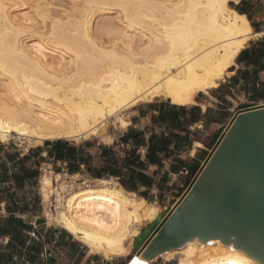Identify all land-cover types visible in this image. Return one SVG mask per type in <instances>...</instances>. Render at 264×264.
Here are the masks:
<instances>
[{
	"label": "bare ground",
	"instance_id": "6f19581e",
	"mask_svg": "<svg viewBox=\"0 0 264 264\" xmlns=\"http://www.w3.org/2000/svg\"><path fill=\"white\" fill-rule=\"evenodd\" d=\"M230 1L0 0V141L110 142V124L126 128L123 115L135 105L195 103L219 86L256 35ZM195 148L205 146L197 141ZM55 177L65 189L61 173L40 177L45 216L90 254L129 256L125 264H259L219 239H194L153 260L132 254L141 228L163 211L159 205L114 179L84 178L57 193L52 212Z\"/></svg>",
	"mask_w": 264,
	"mask_h": 264
},
{
	"label": "crops",
	"instance_id": "0c3cea01",
	"mask_svg": "<svg viewBox=\"0 0 264 264\" xmlns=\"http://www.w3.org/2000/svg\"><path fill=\"white\" fill-rule=\"evenodd\" d=\"M230 5L249 18L256 35L237 55L219 86L199 93L195 103L178 105L156 99L135 105L127 112L129 125L113 130L110 142L98 137L60 139L28 151L0 143V229L15 231L16 227L25 237L20 246L11 235H0V253L11 255L12 264H39L41 255L47 264L46 250L55 264L62 263L58 253L63 264H95L94 254L84 244L49 224L36 210L41 199L36 186L39 169L114 179L127 191L158 203L169 193L173 196L181 180L185 183L191 177L188 174L200 149L195 148L197 141L204 142L225 128L241 105L264 103V0H231Z\"/></svg>",
	"mask_w": 264,
	"mask_h": 264
},
{
	"label": "water",
	"instance_id": "95a60500",
	"mask_svg": "<svg viewBox=\"0 0 264 264\" xmlns=\"http://www.w3.org/2000/svg\"><path fill=\"white\" fill-rule=\"evenodd\" d=\"M196 160L202 165L188 189L143 227L132 254L153 260L194 239H219L264 264V103L241 105ZM46 258L55 264L48 250Z\"/></svg>",
	"mask_w": 264,
	"mask_h": 264
},
{
	"label": "rangeland",
	"instance_id": "374dc122",
	"mask_svg": "<svg viewBox=\"0 0 264 264\" xmlns=\"http://www.w3.org/2000/svg\"><path fill=\"white\" fill-rule=\"evenodd\" d=\"M158 99H163V100H167L165 98H158ZM168 101V100H167ZM127 112L128 110L124 113V118L125 119H128V115H127ZM110 126L112 127V131L113 130H117L118 128H114L113 127V123L110 124ZM225 128H223L222 130H224ZM112 131H110V133H112ZM214 135H211L209 137L206 138V140L203 142L204 146L205 144H207L210 139L213 137ZM70 141H74V140H70ZM1 143V141H0ZM3 143V142H2ZM5 144L9 145V146H13V147H16V148H20L22 151H28L29 148L31 147H28L26 143H22L20 141H17V140H10L9 142H6ZM197 153H198V150H197ZM195 161V160H194ZM193 165V170L190 171V173L188 175H191L190 178L187 179V181L184 183L183 180H181V182H183L182 186H179V185H176V188H178V191L176 192H185L188 187L190 186V184L192 183V181L194 180L199 168L201 167L202 163H197L196 161L192 164ZM41 173H42V170L39 169V173H38V184H36V186L41 187V184H40V176H41ZM40 191V190H38ZM41 193V192H40ZM41 197L40 199V202L39 204L36 205V210L37 211H40V216L41 217H46L45 214H44V204H43V198H42V195L40 194L39 195ZM173 198L172 194L169 193V195H167L165 198L161 199V201H158V205L159 207L163 210L165 207L169 206L170 203H171V199ZM45 219V218H44ZM49 221V220H48ZM49 224L51 222H48ZM52 224V223H51ZM143 229V227L141 228V230ZM83 246V245H82ZM84 250H85V253L87 254V251H86V248L83 246ZM58 257V260L62 261L61 264H63L65 262V260L63 259L62 255L61 254H57L56 255ZM128 257H118V258H114L112 260H105L103 258H101L100 256H96V255H92L91 256V260H94L95 261V264H125L126 261L128 260ZM176 262V260H173L171 262H168L166 261L165 259H159L157 262H154L153 264H174ZM39 264H46L45 263V257L41 255V259L39 260Z\"/></svg>",
	"mask_w": 264,
	"mask_h": 264
},
{
	"label": "built area",
	"instance_id": "2783aa9c",
	"mask_svg": "<svg viewBox=\"0 0 264 264\" xmlns=\"http://www.w3.org/2000/svg\"><path fill=\"white\" fill-rule=\"evenodd\" d=\"M61 175L63 176V182H65V189L61 188L58 185L57 179L55 177L54 181H53V192L51 194V200H50V204H49V209L52 212L56 210V207L58 204L57 193L65 194L69 189L76 187V185L79 182L84 181V178L82 177V175L80 173L72 174V173H69L68 171L62 170ZM78 175H80V176H78ZM46 219H47V217H46Z\"/></svg>",
	"mask_w": 264,
	"mask_h": 264
},
{
	"label": "trees",
	"instance_id": "16d2710c",
	"mask_svg": "<svg viewBox=\"0 0 264 264\" xmlns=\"http://www.w3.org/2000/svg\"><path fill=\"white\" fill-rule=\"evenodd\" d=\"M13 221V218H10V222ZM0 235H11L12 237H14L18 242L20 246H23L25 244L24 240V234L22 233V231H18V229L15 227V231H6V230H1L0 229ZM7 248H11V242H9ZM14 251H17V247H13L12 248ZM0 263H4V264H12L14 263L13 261V257L7 256L6 253L1 252L0 253Z\"/></svg>",
	"mask_w": 264,
	"mask_h": 264
}]
</instances>
